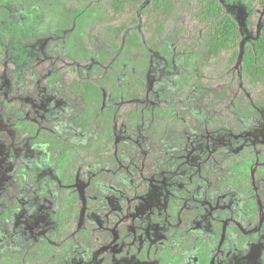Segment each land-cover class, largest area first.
Masks as SVG:
<instances>
[{
	"label": "rangeland",
	"instance_id": "1",
	"mask_svg": "<svg viewBox=\"0 0 264 264\" xmlns=\"http://www.w3.org/2000/svg\"><path fill=\"white\" fill-rule=\"evenodd\" d=\"M220 2L253 42L264 0ZM93 18L91 5L0 0V264H264V100L239 105L236 75L204 86L199 45L184 54L176 30L143 53L113 50ZM106 69L114 143L77 167L79 207L56 239L61 168L24 124L90 146L99 128L66 88ZM165 110L182 125L154 140Z\"/></svg>",
	"mask_w": 264,
	"mask_h": 264
},
{
	"label": "trees",
	"instance_id": "2",
	"mask_svg": "<svg viewBox=\"0 0 264 264\" xmlns=\"http://www.w3.org/2000/svg\"><path fill=\"white\" fill-rule=\"evenodd\" d=\"M145 1L64 0L70 9L91 5L94 9L91 26L97 28L100 40L113 50L143 53L168 32L176 30L179 35L176 47L184 54L194 48L190 41L199 45L197 69L203 76L204 86L210 90L220 88L236 75L239 105L264 100V27L249 43L244 40L235 17L220 0ZM132 85L136 86L134 82ZM105 93L110 94L114 102L119 100V87L109 69L99 78L74 77L66 88L68 97L84 106L88 120L99 128L100 136L90 146H73L48 130L37 129L32 122L24 124L27 131L49 145L61 168V185L66 198L56 239L67 234L79 207L75 187L77 167L91 156L100 160L99 155L114 143L116 106L105 103ZM218 110L222 115L229 114ZM181 125L179 118L165 110L152 137L158 140ZM102 159L113 161L114 158L105 156ZM48 254L50 251L43 248V251L37 250L33 258L40 259Z\"/></svg>",
	"mask_w": 264,
	"mask_h": 264
}]
</instances>
